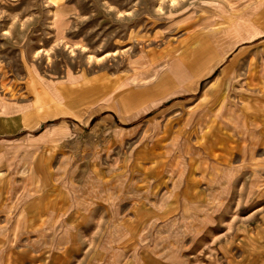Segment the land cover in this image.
<instances>
[{"label": "rangeland", "instance_id": "374dc122", "mask_svg": "<svg viewBox=\"0 0 264 264\" xmlns=\"http://www.w3.org/2000/svg\"><path fill=\"white\" fill-rule=\"evenodd\" d=\"M263 10L0 0V114L42 120L0 151V264H264V30L229 33ZM75 82V112L39 115Z\"/></svg>", "mask_w": 264, "mask_h": 264}, {"label": "bare ground", "instance_id": "6f19581e", "mask_svg": "<svg viewBox=\"0 0 264 264\" xmlns=\"http://www.w3.org/2000/svg\"><path fill=\"white\" fill-rule=\"evenodd\" d=\"M261 12V14L256 16L255 19L251 18L252 16L250 15V12L247 11L237 16L236 22H233L232 19H230L233 24L231 25V30L229 33L236 37H241L240 40L256 36L264 30V24L260 23V20L264 17V10ZM224 35L226 34H223L221 38H224ZM80 87L83 88L84 85L82 86V83L75 82L62 87L51 86V88H48L49 92L40 93V95L37 96L35 102V104L38 106L37 110L39 115L47 117L64 111L75 112L74 107H78V105L83 101L80 95H77L78 92H76L80 89ZM98 94H102V92L99 90V87L98 89H91L89 98ZM44 97L47 98L44 99ZM63 98H65L67 101L64 102L62 100Z\"/></svg>", "mask_w": 264, "mask_h": 264}, {"label": "crops", "instance_id": "0c3cea01", "mask_svg": "<svg viewBox=\"0 0 264 264\" xmlns=\"http://www.w3.org/2000/svg\"><path fill=\"white\" fill-rule=\"evenodd\" d=\"M238 43L239 42L232 43V47ZM177 66H178L177 67L178 74L181 77H184L185 79L184 80L179 79L174 75L173 72L172 73L169 72L168 80L162 82L159 85L158 93L164 92V90L162 91V89L166 85H171V84H175V83H182L186 80V77H187L186 69L180 64H177ZM152 93H154V92H152ZM152 96H154V95H152V94L150 95V93H145V92L135 93L131 97L129 104H131V105L141 104L147 99V97H152ZM68 112L72 113L71 111H65V113H68ZM41 121H39L38 123H35V124L27 125V123L24 120L23 114L21 112L0 114V151L7 149L9 146H13L15 141H18L20 139H22L21 141H23L24 138L27 136H26V134H22V133L24 131L36 128L41 123Z\"/></svg>", "mask_w": 264, "mask_h": 264}]
</instances>
